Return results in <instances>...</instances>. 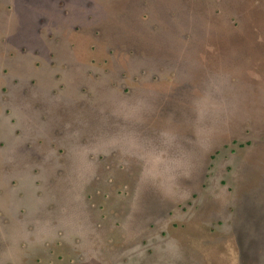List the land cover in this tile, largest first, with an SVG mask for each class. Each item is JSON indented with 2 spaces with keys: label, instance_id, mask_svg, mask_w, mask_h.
Returning a JSON list of instances; mask_svg holds the SVG:
<instances>
[{
  "label": "rangeland",
  "instance_id": "374dc122",
  "mask_svg": "<svg viewBox=\"0 0 264 264\" xmlns=\"http://www.w3.org/2000/svg\"><path fill=\"white\" fill-rule=\"evenodd\" d=\"M0 264H264V0H0Z\"/></svg>",
  "mask_w": 264,
  "mask_h": 264
}]
</instances>
